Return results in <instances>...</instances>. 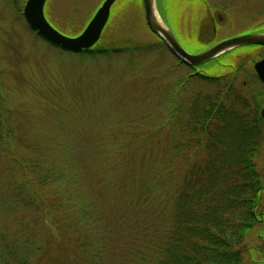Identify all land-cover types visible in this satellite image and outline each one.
I'll list each match as a JSON object with an SVG mask.
<instances>
[{"label": "rangeland", "instance_id": "obj_1", "mask_svg": "<svg viewBox=\"0 0 264 264\" xmlns=\"http://www.w3.org/2000/svg\"><path fill=\"white\" fill-rule=\"evenodd\" d=\"M26 1L0 0V128L12 133L0 151V264H136L134 255L146 252L163 230L159 202L146 203L141 180L148 174L155 180L160 169L176 176L201 153L178 147L185 116L170 120L173 95L186 111L195 98L212 93L213 84L193 76L149 29L143 0L114 3L92 53L38 36L23 16ZM104 1L48 0L45 15L62 34L77 37ZM201 1L208 10L234 9L237 25H264L263 11L246 16L241 9H263L264 0ZM191 3L156 0L165 24L185 48L199 52L214 34L206 16L193 24ZM199 29L198 37L193 30ZM219 30L216 39L233 33ZM237 54L197 70L232 85L243 113L256 97L264 106V84L254 71L264 48ZM262 144L256 163L264 179ZM44 170L65 183L34 185ZM22 186L34 191V206H26L27 195V202H17ZM261 204L264 212V195ZM147 207L154 214L146 216ZM245 242L251 249L245 264H264V230H249Z\"/></svg>", "mask_w": 264, "mask_h": 264}, {"label": "trees", "instance_id": "obj_2", "mask_svg": "<svg viewBox=\"0 0 264 264\" xmlns=\"http://www.w3.org/2000/svg\"><path fill=\"white\" fill-rule=\"evenodd\" d=\"M204 79L213 84L212 93L195 98L186 111L173 95L169 111L170 120L183 113L185 116L179 149L195 146L201 150L200 155L176 176L160 169L155 180L149 174L141 180L146 203L156 206L159 202L161 214L156 215L162 217L163 230L146 252L134 255L136 264H245L246 256H251L245 242L248 231L257 226L264 230V179L256 163L264 141L259 105L255 111L239 112L236 104L240 106L242 96L235 97L232 85L220 76ZM1 129L0 151L12 137L11 132ZM169 163L175 165L174 161ZM62 178L51 177L44 170L33 184L46 188L59 180L65 183ZM155 189L165 191L157 198L151 194ZM15 192L17 202H27L23 195L28 196L26 206L39 201L32 189L22 186ZM153 209L147 207L145 215L152 214Z\"/></svg>", "mask_w": 264, "mask_h": 264}, {"label": "water", "instance_id": "obj_3", "mask_svg": "<svg viewBox=\"0 0 264 264\" xmlns=\"http://www.w3.org/2000/svg\"><path fill=\"white\" fill-rule=\"evenodd\" d=\"M116 1L105 0L84 31L77 37H68L50 24L45 15L47 0H27L23 14L30 27L45 40L62 49L81 52L91 49L99 42ZM143 3L149 29L163 40L170 51L187 66H202L234 48L264 45V34H248L223 41L203 52L192 54L181 45L173 31L162 20L158 14L156 0H143ZM157 14L161 21L157 19ZM256 70L264 83V60L256 64ZM261 117L264 120V108L261 111Z\"/></svg>", "mask_w": 264, "mask_h": 264}, {"label": "flooded vegetation", "instance_id": "obj_4", "mask_svg": "<svg viewBox=\"0 0 264 264\" xmlns=\"http://www.w3.org/2000/svg\"><path fill=\"white\" fill-rule=\"evenodd\" d=\"M188 1L192 2L191 4L194 5V8L192 7V9L195 12L191 16L194 19L193 24L195 25V24L203 22L201 20L204 18V16H206V19H207L206 22H208V25L206 27L211 28L210 31L212 32V35L214 34V39H212L209 43H203V46H207L205 50L212 48L215 45H217L223 41H226V40H229L232 38H236V37H240L243 35L264 34V25L259 26L257 24L258 26L255 25L254 27H252V26L248 27L247 23L243 24V22H245V21H238L240 23H239V25H237L238 23L236 22L235 16H237L239 14L237 12H235L234 9H224L223 8V9L210 10V8H209V10H208L206 7L202 8L199 6V5H201V3H200V2H202L201 0H188ZM241 9L246 11V13H244V14H246V16H251V15L257 14L260 11L264 12V8L263 9H260V8L259 9L258 8H241ZM228 25H230V27H228ZM223 28H225L227 30V32H233V33L227 34V36L222 38V39H216L215 37H216L217 32L220 31L219 29H223ZM210 31L208 30L209 33H210ZM193 32H195L194 35L197 34L199 37L202 31H201V29H199V31H197V33H196V30H193ZM174 34L177 37L178 41L181 43V45L185 48L184 40L181 37V35L177 34L176 32H174ZM252 48H264V45H248V46H242L239 48L231 49V50L219 55L215 59L207 62L203 66H206L207 64H209L210 66L215 67L214 64H219V63H220L219 65H222V63H221L222 60H224V59L229 60L232 58H240L241 56L240 57L236 56L237 53H240V51H242V50H248V49H252ZM185 49L188 50L192 54H197V53L205 51V50H202L199 52H194L193 50H190L187 48H185ZM237 55H240V54H237ZM241 55H243V53H241ZM263 60H264V58L258 60L254 64V71H255L256 78H257V80L259 79V81L261 83H263V82L261 81L259 74L256 70V64L263 61ZM193 71H194L193 76L199 75V71L196 68H194ZM205 77H217V76H212V74H209V75H205ZM259 99H260L259 97H256L252 102L249 103L252 106L251 109H253L254 111H255L257 105H260ZM263 108H264V106L263 107L259 106V113L260 114H261V111ZM257 110H258V108H257Z\"/></svg>", "mask_w": 264, "mask_h": 264}, {"label": "bare ground", "instance_id": "obj_5", "mask_svg": "<svg viewBox=\"0 0 264 264\" xmlns=\"http://www.w3.org/2000/svg\"><path fill=\"white\" fill-rule=\"evenodd\" d=\"M157 19L159 20V21H161V19H160V17H159V15L157 14Z\"/></svg>", "mask_w": 264, "mask_h": 264}]
</instances>
